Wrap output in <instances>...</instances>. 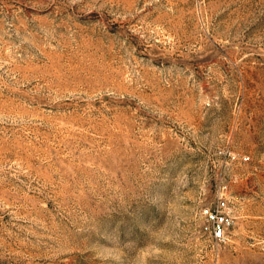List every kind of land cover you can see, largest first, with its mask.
<instances>
[{
    "label": "rangeland",
    "instance_id": "374dc122",
    "mask_svg": "<svg viewBox=\"0 0 264 264\" xmlns=\"http://www.w3.org/2000/svg\"><path fill=\"white\" fill-rule=\"evenodd\" d=\"M0 264H264V0H0Z\"/></svg>",
    "mask_w": 264,
    "mask_h": 264
},
{
    "label": "built area",
    "instance_id": "2783aa9c",
    "mask_svg": "<svg viewBox=\"0 0 264 264\" xmlns=\"http://www.w3.org/2000/svg\"><path fill=\"white\" fill-rule=\"evenodd\" d=\"M225 201L221 198L218 201V208H205L202 214L213 223L212 233L217 239H224L225 232L231 225V217L224 211Z\"/></svg>",
    "mask_w": 264,
    "mask_h": 264
}]
</instances>
